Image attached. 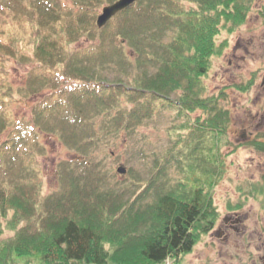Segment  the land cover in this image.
Instances as JSON below:
<instances>
[{"label": "trees", "instance_id": "obj_1", "mask_svg": "<svg viewBox=\"0 0 264 264\" xmlns=\"http://www.w3.org/2000/svg\"><path fill=\"white\" fill-rule=\"evenodd\" d=\"M69 1L73 8H63V0H0L1 63L14 58L35 65L25 93L52 92L33 110L35 125L41 132L59 133L62 144L81 155L58 163L57 189L40 196L43 182L39 188L30 184L28 168L21 167L30 153L36 155L25 141L37 129L11 124L14 130L0 147V165L9 166L4 176L0 172V236L5 233L1 220L8 217L4 228L14 236L0 243V264H19L21 257H38V264H180L215 228L219 217L212 197L198 189L190 201L177 199L156 188L157 174L146 183L133 180L129 191L113 187L109 173L88 159L103 137L91 119L101 116L110 123L104 136L132 135L159 103L188 116L196 111L216 115L205 121L200 116L193 124L222 132L228 116L214 98L200 96L197 82L225 47H216L214 38L241 27L248 7L240 0H138L98 29V12L117 0ZM86 39L83 49L72 52L73 44ZM83 59H89L87 65ZM104 65L122 75L135 71L131 88L117 76L104 79ZM63 75L66 79L59 80ZM41 77L53 79L55 86ZM13 92L1 72L0 132L7 124L2 112L15 103ZM123 96L130 107L120 105ZM61 106L67 110L60 111ZM252 145L264 153V141ZM159 164L154 172L162 171ZM152 191L159 194L150 204Z\"/></svg>", "mask_w": 264, "mask_h": 264}, {"label": "rangeland", "instance_id": "obj_2", "mask_svg": "<svg viewBox=\"0 0 264 264\" xmlns=\"http://www.w3.org/2000/svg\"><path fill=\"white\" fill-rule=\"evenodd\" d=\"M240 1L248 7L245 23L231 33L222 31L214 38L216 47H225L221 55L211 58L206 76L197 82L200 96L204 99L214 98L218 110L227 114L224 133H218L216 129L215 133L209 132L204 126L193 124L200 116L201 121H205L216 115L196 111L188 116L172 105L159 107V103L152 118L145 120L132 135L119 133L104 136L110 123L101 116L91 119V126L103 137L88 159L109 173L113 187L127 188L129 191L134 189L133 180L146 183L157 174L158 178L154 181L156 188L162 187L164 193H173L177 199L190 201L198 189H203L212 197L219 217L215 228L201 238L192 253L185 256L180 264H264V153L252 145L264 141V0ZM63 3L65 9L73 6L69 0H63ZM110 5L100 9L95 23L102 9ZM71 13L72 10L69 15ZM52 34L53 31H50L48 37ZM25 38H29L26 31ZM82 40L72 45V52L83 49L89 42ZM29 50L26 53L31 54ZM86 51L96 52L90 51V48ZM88 60L83 59L82 64L87 65ZM34 66L14 58L6 63L0 61V73L7 77L13 93H17L15 103L7 105L2 112L7 124L0 132V147L8 142L15 122L36 127L37 135L28 138L29 142L25 141L36 150V155L30 153L28 166L23 160L21 167L28 168L30 184L39 188L43 182L39 193L41 196L52 194L57 189V164L78 160L81 155L64 146L59 133L41 132V126L35 125L33 110L43 105L52 92L39 89L32 96L25 93L29 71ZM101 68L100 75L104 79L116 81L117 76L127 88H131L135 71H125L122 75L111 65ZM152 70L154 73L155 69ZM41 79L48 84L51 80L55 86L53 79ZM64 79L66 77L63 75L59 80ZM180 94H172L170 99L175 101ZM120 105L130 107L128 97L123 96ZM59 110L67 109L61 106ZM214 122L220 124L218 120ZM191 124V127L184 128ZM156 161L160 162V173L153 171ZM0 168V172L6 171L9 166L3 161ZM118 168H125L127 173H116ZM155 192L152 191L148 199L150 204L159 194ZM7 219L1 220L5 233L0 236V243L14 236L13 232L4 228ZM16 261L19 264H38V257H21ZM164 264L175 263L168 260Z\"/></svg>", "mask_w": 264, "mask_h": 264}, {"label": "water", "instance_id": "obj_3", "mask_svg": "<svg viewBox=\"0 0 264 264\" xmlns=\"http://www.w3.org/2000/svg\"><path fill=\"white\" fill-rule=\"evenodd\" d=\"M138 0H118L114 4L107 6L102 9V13L98 16L96 25L98 28H103L107 23L117 16L120 12L128 9L133 6ZM116 173L120 175H125L127 170L125 168H118Z\"/></svg>", "mask_w": 264, "mask_h": 264}]
</instances>
